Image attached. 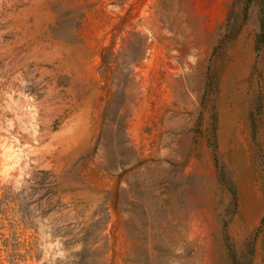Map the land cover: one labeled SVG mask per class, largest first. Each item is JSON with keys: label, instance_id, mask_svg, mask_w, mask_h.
Returning a JSON list of instances; mask_svg holds the SVG:
<instances>
[{"label": "rangeland", "instance_id": "1", "mask_svg": "<svg viewBox=\"0 0 264 264\" xmlns=\"http://www.w3.org/2000/svg\"><path fill=\"white\" fill-rule=\"evenodd\" d=\"M0 264H264V0H0Z\"/></svg>", "mask_w": 264, "mask_h": 264}, {"label": "bare ground", "instance_id": "2", "mask_svg": "<svg viewBox=\"0 0 264 264\" xmlns=\"http://www.w3.org/2000/svg\"><path fill=\"white\" fill-rule=\"evenodd\" d=\"M237 161H238L237 166H238V167H241V165H240L241 159L238 158ZM183 178H184V177H183ZM200 178H201V177H200Z\"/></svg>", "mask_w": 264, "mask_h": 264}]
</instances>
